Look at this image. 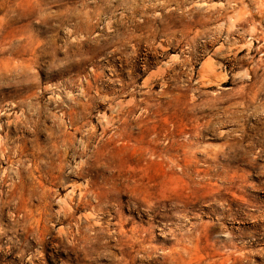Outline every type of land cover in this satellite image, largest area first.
<instances>
[{
	"label": "rangeland",
	"instance_id": "rangeland-1",
	"mask_svg": "<svg viewBox=\"0 0 264 264\" xmlns=\"http://www.w3.org/2000/svg\"><path fill=\"white\" fill-rule=\"evenodd\" d=\"M0 264H264V0H0Z\"/></svg>",
	"mask_w": 264,
	"mask_h": 264
},
{
	"label": "bare ground",
	"instance_id": "bare-ground-1",
	"mask_svg": "<svg viewBox=\"0 0 264 264\" xmlns=\"http://www.w3.org/2000/svg\"><path fill=\"white\" fill-rule=\"evenodd\" d=\"M235 53V52H234ZM210 60V59H209ZM208 61V60H207ZM211 65H213V64H211ZM206 66V65H205ZM203 67V66H202ZM206 68V67H205ZM208 68V67H207ZM212 69H214V68H212ZM202 70V69H201ZM203 70H207V69H203ZM216 70V69H215ZM208 71V70H207ZM203 72H205V71H203ZM211 72V71H210ZM205 75V74H204ZM213 75V74H212ZM208 76V75H207ZM219 76V75H218ZM217 76V77H218ZM190 158V157H189ZM209 185V184H208Z\"/></svg>",
	"mask_w": 264,
	"mask_h": 264
}]
</instances>
